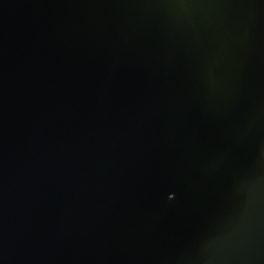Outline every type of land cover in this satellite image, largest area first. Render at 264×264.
Segmentation results:
<instances>
[{
    "label": "water",
    "instance_id": "95a60500",
    "mask_svg": "<svg viewBox=\"0 0 264 264\" xmlns=\"http://www.w3.org/2000/svg\"><path fill=\"white\" fill-rule=\"evenodd\" d=\"M0 264H264V0H0Z\"/></svg>",
    "mask_w": 264,
    "mask_h": 264
}]
</instances>
